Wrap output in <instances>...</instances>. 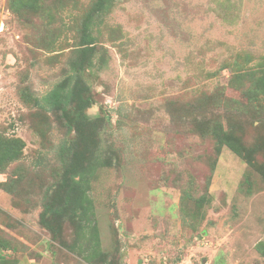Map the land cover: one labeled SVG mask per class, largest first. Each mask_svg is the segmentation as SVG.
I'll return each mask as SVG.
<instances>
[{
	"label": "rangeland",
	"instance_id": "obj_1",
	"mask_svg": "<svg viewBox=\"0 0 264 264\" xmlns=\"http://www.w3.org/2000/svg\"><path fill=\"white\" fill-rule=\"evenodd\" d=\"M94 1L0 0V135L22 141L0 168V264H96L63 210L77 111L45 100L79 75ZM94 18L81 76L106 262L264 264V0H115Z\"/></svg>",
	"mask_w": 264,
	"mask_h": 264
},
{
	"label": "trees",
	"instance_id": "obj_2",
	"mask_svg": "<svg viewBox=\"0 0 264 264\" xmlns=\"http://www.w3.org/2000/svg\"><path fill=\"white\" fill-rule=\"evenodd\" d=\"M115 0H95L91 9L83 18L80 25L79 41L76 57L71 61L72 70L79 75L66 77L58 87L51 91L45 100L54 110H64L68 105H74L77 115L73 120L76 131V141L86 149L78 156L71 155L65 168L61 184L64 189L63 210L73 219L77 226L76 248H81L83 242L86 246L80 249L87 259L96 264H109L103 252L101 237L98 228L94 203L90 189V176L96 166V143L94 141L98 132V122L87 114L86 110L92 103L90 87L81 73L91 65L96 64V36L94 34L95 16L109 11ZM22 147L20 139H13L0 135V168L9 160L15 158ZM71 150L73 147H70ZM70 150V151H71ZM3 182H0L2 184ZM198 201V206L200 205ZM78 244V245H77ZM86 253V254H85ZM101 260L102 263H97Z\"/></svg>",
	"mask_w": 264,
	"mask_h": 264
},
{
	"label": "crops",
	"instance_id": "obj_3",
	"mask_svg": "<svg viewBox=\"0 0 264 264\" xmlns=\"http://www.w3.org/2000/svg\"><path fill=\"white\" fill-rule=\"evenodd\" d=\"M3 199V197L0 196V201Z\"/></svg>",
	"mask_w": 264,
	"mask_h": 264
}]
</instances>
